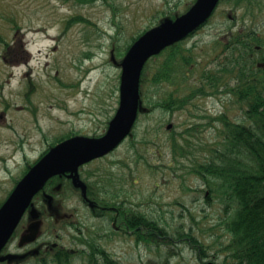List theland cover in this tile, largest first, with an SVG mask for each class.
Masks as SVG:
<instances>
[{
    "label": "rangeland",
    "instance_id": "374dc122",
    "mask_svg": "<svg viewBox=\"0 0 264 264\" xmlns=\"http://www.w3.org/2000/svg\"><path fill=\"white\" fill-rule=\"evenodd\" d=\"M199 1L101 0L79 4L75 0H0V40L5 41H0V209L31 169L59 145L75 138L99 139L108 132L121 103L122 65L130 49L146 33L168 22L169 16H182ZM259 11L256 19L250 18L249 12L241 20L244 11L235 12L232 4L220 0L211 19L197 32L151 58L142 78L152 79L165 59L177 57L179 49H193L200 65L181 92L187 94L210 61L205 59L206 50L217 40L229 39L231 29L253 26L264 35V7ZM232 15L237 16L236 22L230 20ZM146 80L142 84L144 111L129 137L109 156L81 166L74 174L76 179L71 172L51 178L33 200L1 257L37 264L28 253L39 254L50 244L72 252L75 264H82L78 258L82 247L73 239L78 234L52 217L64 210L94 231L107 230L111 242L105 246L123 264L199 263L187 244L177 242L159 250L122 234L114 227L112 215L107 225L103 224L92 211L99 204L90 206L82 199L93 187L105 198L110 190L120 205L170 226V234L192 230L211 243L224 234L225 205L217 198L207 200L209 188L192 172V161H203L211 155V148L223 141L220 126L210 125L206 116L227 114L242 122L244 109L231 95L222 94L198 97L182 111L151 112L149 97L155 85ZM175 136L187 150L186 157L177 162L171 147ZM76 189L82 190L81 194ZM35 221L40 222L38 242L20 248ZM51 225L57 230L50 229ZM170 249L175 254H169Z\"/></svg>",
    "mask_w": 264,
    "mask_h": 264
},
{
    "label": "trees",
    "instance_id": "16d2710c",
    "mask_svg": "<svg viewBox=\"0 0 264 264\" xmlns=\"http://www.w3.org/2000/svg\"><path fill=\"white\" fill-rule=\"evenodd\" d=\"M75 1L79 4H94L101 0ZM227 1L233 5L235 12H245L241 20L249 12L250 18L256 19L258 11L262 12L264 7L263 0ZM179 16H169V20H176ZM231 19L236 22L237 16L232 15ZM6 46L9 51L10 44ZM206 52L205 59L210 61L199 79L189 86L187 94L181 95V92L200 63L193 49L186 47L177 51L176 58L171 56L165 59L166 62L152 79L142 78L141 93L145 80L155 85L149 97L153 105L151 112L154 109L182 111L198 97L222 94L231 95L233 101L244 109L245 120L242 122L231 120L227 114L220 117L206 116L210 125L220 126L218 130L223 141L220 146L211 148V155L208 154L209 157L203 161H192V172L209 188L207 200L217 198L225 205L226 218L222 222L224 234L217 236L212 243L206 240L204 234L202 237L192 230L170 234V226H162L147 214L120 205L110 190L106 192L105 198L104 193L97 192L94 187L89 188L88 199L92 205L99 204L92 211L95 217L104 221L103 224L107 225L112 215L110 218H114L122 234H129V237L148 247L155 245L161 250L171 248L177 242L187 244L195 253L198 264H264V35L253 26L231 29L229 39L217 40ZM175 137L171 140V147L177 162L186 157L187 150ZM134 145L133 142L132 148L136 150ZM96 196L98 199L94 198ZM63 211L60 216L55 214L52 217L59 218L64 226H71L78 234L73 239L76 245L82 247L78 251L82 264H123L105 246L111 242L107 230L96 228L94 231L75 214L72 217L71 213ZM50 229L57 230L52 225ZM34 252L27 256H32L37 264H75V254L66 249H55L50 244L41 253ZM169 254L175 253L170 249ZM17 260L19 263L8 261V264H21L23 259Z\"/></svg>",
    "mask_w": 264,
    "mask_h": 264
},
{
    "label": "water",
    "instance_id": "95a60500",
    "mask_svg": "<svg viewBox=\"0 0 264 264\" xmlns=\"http://www.w3.org/2000/svg\"><path fill=\"white\" fill-rule=\"evenodd\" d=\"M219 2L220 0H200L186 14L149 31L134 44L122 65L121 103L108 132L99 139H71L52 150L31 169L0 209V254L28 209L33 206L34 198L51 178L67 172H71L75 178L74 174H78L81 166L108 155L126 140L139 115L140 83L148 61L197 31L212 17ZM83 193H86L85 188ZM32 215L37 218L35 212ZM39 226V221L29 226L20 246L37 240ZM12 259V256L0 257L1 262Z\"/></svg>",
    "mask_w": 264,
    "mask_h": 264
},
{
    "label": "bare ground",
    "instance_id": "6f19581e",
    "mask_svg": "<svg viewBox=\"0 0 264 264\" xmlns=\"http://www.w3.org/2000/svg\"><path fill=\"white\" fill-rule=\"evenodd\" d=\"M140 102H141V107H142V99H141V101H140Z\"/></svg>",
    "mask_w": 264,
    "mask_h": 264
},
{
    "label": "flooded vegetation",
    "instance_id": "af4514ba",
    "mask_svg": "<svg viewBox=\"0 0 264 264\" xmlns=\"http://www.w3.org/2000/svg\"><path fill=\"white\" fill-rule=\"evenodd\" d=\"M105 158V157H104ZM55 247H57V245H54ZM63 249V248H62Z\"/></svg>",
    "mask_w": 264,
    "mask_h": 264
}]
</instances>
